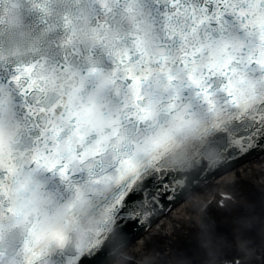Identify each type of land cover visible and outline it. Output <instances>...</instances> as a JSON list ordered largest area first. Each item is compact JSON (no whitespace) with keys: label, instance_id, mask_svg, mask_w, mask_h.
<instances>
[{"label":"clouds","instance_id":"1","mask_svg":"<svg viewBox=\"0 0 264 264\" xmlns=\"http://www.w3.org/2000/svg\"><path fill=\"white\" fill-rule=\"evenodd\" d=\"M0 264H264V0H0Z\"/></svg>","mask_w":264,"mask_h":264}]
</instances>
